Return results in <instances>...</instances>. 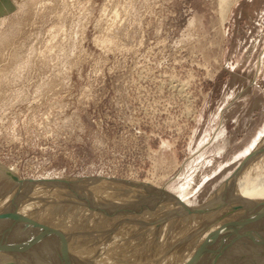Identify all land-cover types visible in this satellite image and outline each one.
<instances>
[{"label":"rangeland","instance_id":"1","mask_svg":"<svg viewBox=\"0 0 264 264\" xmlns=\"http://www.w3.org/2000/svg\"><path fill=\"white\" fill-rule=\"evenodd\" d=\"M9 1L14 2L11 10L0 11L1 164L15 166L14 174L24 180L34 178L50 185L61 184L68 177L132 182L125 183L121 191V197L131 199L124 198L110 206L106 202L110 208L104 202L102 206H84L102 207L99 212L105 217L112 215L109 213L133 214L135 208V213L153 214L165 203L157 200L163 195L173 198L176 205L171 211L162 210L161 220L164 215L190 217L196 214L192 210H208L210 203L212 207L208 208L214 210L227 204L224 223H230L227 230L230 227L232 231L229 236L226 230L221 231L208 246L198 248L199 256L194 255L191 264H198L202 255V264L215 260L223 264H243L244 260L245 264L246 256L244 259L239 252L235 258L231 250L244 241L257 249L254 255L260 252L257 257L263 258L262 262L253 255L249 264H254L255 259V264H263L264 224L253 222L256 205L261 206L262 198L253 204L255 207L250 204L249 209L247 203L241 205V201H230L224 195L231 187L224 182L243 165L248 150L264 132V0H231L224 14L221 0ZM8 177L5 173L0 178V195L18 184ZM140 183H150L162 192L148 188L152 194L143 191L142 196L140 190H133ZM26 190L23 199L31 195L32 191ZM183 190L190 193L182 199L188 205L185 208L176 200ZM145 197L150 201L146 202ZM234 202L244 208V213H238L241 208L237 203L239 208L229 206ZM155 203L161 204L156 207ZM66 214L57 215L56 223H64ZM221 215L218 221L224 219ZM78 216L81 215L69 217ZM210 222H204L202 229ZM13 223L0 222V244L12 242L26 247L31 243L27 254L43 239L55 237V245L68 240L63 231L61 236L56 233L58 229L38 217L27 222L38 230V235L27 232L25 224ZM241 227L245 230L240 231ZM176 228L177 225L168 229ZM165 230L163 224L150 223L140 234L154 241L151 234ZM198 231L191 230L192 234ZM48 232L51 233L47 235ZM88 232L84 231V235L88 236ZM218 237L222 244L217 242ZM255 238L263 247L260 250L259 243L253 242ZM222 239L228 242L224 244ZM218 243L224 244L223 249L226 245L231 257L223 258L226 251L222 247L223 251H218ZM144 244L137 241L130 249L136 253L138 247L145 252L151 249L152 253L160 250L153 248L154 242ZM58 245H53L51 251L41 247L36 250L51 264L55 258L62 264L61 252L65 248L72 264H87L86 252L79 258L75 249ZM212 245L215 247L211 250ZM0 252V264H23L26 260L11 258L17 252ZM216 255L222 256L221 260ZM237 255L241 263L239 259L235 261Z\"/></svg>","mask_w":264,"mask_h":264},{"label":"bare ground","instance_id":"2","mask_svg":"<svg viewBox=\"0 0 264 264\" xmlns=\"http://www.w3.org/2000/svg\"><path fill=\"white\" fill-rule=\"evenodd\" d=\"M13 3L9 0L0 1V11H3L5 8H8V9L12 8ZM230 3H231V0H221V11L223 14L225 12H227ZM108 46H110V45H108ZM248 151H249V153H247V154H249V155H248L247 159L246 158L244 159L245 161H244L243 165L229 177L228 181L224 182V183L227 182L226 183L227 186H231L230 189L226 190L227 192L224 195L227 198L229 197L230 201H231L230 198L236 199L237 202L241 201V203H240L241 205L243 204V202H245L243 204L244 206L247 203L246 207H248L250 204H252V207H255L253 204L255 202L257 203L258 199L261 197L262 198L261 206L257 207V205H256L257 212H256L255 217H257L259 213L264 212V132L260 134L259 139L256 140L252 144V147ZM1 162H0V178L2 176L4 177L5 172H6V166L2 165ZM9 169L13 173L16 171L15 166L12 167V165L9 167ZM48 175H50V174H48ZM8 178H9L8 179L9 181L13 180L10 177H8ZM18 178H19L17 180L18 184L16 186H14L13 189L9 190L8 192H6L4 194L2 193V195H0V212H5L7 210H14V211H17L20 214L27 216L31 219H34V218L37 219V217H38L45 224L56 228V230L58 229L56 231V233L60 232V230L63 231L66 235L63 232L62 233L65 236H67L68 240H65L64 242L61 240V241H59L61 243L58 242V244H60L61 247H69L71 249H75L74 252L79 253L76 255L79 258L84 257L81 255H83V252H86L84 259H85L87 264H122L123 261H121L119 259L127 260V261H129V264H191V261L193 260L192 258L194 257V255L199 256L198 255L199 252H197L199 250L198 248L202 247L205 244L208 246L211 238L213 236H217L216 235L217 233L212 235L213 230L224 223V221L226 219L224 218L223 214H225V211L228 210V208H229L227 206V204H222V202H220L222 204V207L220 206L219 209L216 208L217 210L215 209L211 213L210 212L201 213L199 211L198 212L196 211V214H192L190 217L181 216V218H177L175 216V214L168 216V218L165 217V215H164L163 219L161 220L162 215H160V213L162 212V210L164 211V210L168 209L169 211H171L170 209L172 207H175V204H176L175 202H173L174 200H167V201H164L165 202L164 204L160 203L161 206L159 204L160 210L159 209L158 210L160 212H158V210H155V213H157L158 215L155 213H153L154 215L151 213L149 214L148 211H143V212L139 213L140 209L138 210L139 212L135 213V210H137V208H135L133 210L134 211L133 214L125 215V213L124 214L120 213L121 215H118L119 214L118 213L117 215H113V213H109L112 215L105 217L104 214L100 213L102 211L99 212L100 208L102 209V207H100V208L95 207V209H93V208L91 209L88 206L87 207H84V206L86 204L89 205L90 203H93L92 205H94V204L96 205L98 203L101 204V202H104L105 204H106V202H108L109 203L108 205L110 206L113 203H117V201H119V202L123 201L124 198H127V199L130 198L128 196L127 197H125V196L121 197V191L124 190V188H126V186H127L125 183L115 182L114 180H111L109 178H98L96 180H90V178L89 179H82V178H78V179L73 178L72 179V177L71 178L68 177V178H65L64 180H61L62 181L61 184H57V185L51 184L50 185V184H47V182L45 184V182L42 180H40L41 182L34 180V178L33 179L30 178V179H26V180H24L23 178H20V177H18ZM35 179H37V178H35ZM39 179H40V177H39ZM55 179H57V178H55ZM0 182H2V180ZM48 182L50 183V180H48ZM146 182H148V181H146ZM186 183H188V182H186ZM12 185H11V187H12ZM82 185H85V186H82ZM149 185H151V184L149 183ZM30 186H31V189H29ZM134 187L135 188L133 190H135V191L140 190L141 194H142V192H143L142 189H140L138 186H134ZM90 188H95V189L90 190ZM227 188H229V187H227ZM26 189L28 191L30 190L32 192H30L31 195H29L23 199L22 198V197H24L23 192H25L24 190H26ZM221 189H222V187H221ZM20 192H22V193H20ZM223 193H225V191ZM141 194H138V196ZM188 194H190V193L187 192L186 190L181 191L179 193V198L176 199L177 203L179 205H181V203H183L182 199L185 198V196H187ZM18 195H21V197ZM26 195H27V192H26ZM224 195L222 194L221 197H224ZM142 196H143V194H142ZM154 196H156L155 193H154ZM154 196L152 195L153 198H154ZM135 197L138 198L137 195H135L134 198ZM221 197H219V198L221 199ZM134 198H132V199H134ZM136 198L134 199V201L135 200L137 201ZM140 199H141V196H140ZM145 199H146V197L144 198V200ZM233 199H232V201H233ZM21 200H24L26 202L24 204H18L17 202L21 201ZM148 200H149V198L147 199V201ZM157 200H159V199L157 198ZM226 200H228V199H226ZM236 200H234V201H236ZM134 201H133V204H134ZM127 202H128V200H127ZM152 202L153 201H151V203L149 202V204H151V206L154 203V202L153 203ZM159 202H161V201H159ZM217 202L218 201H216L215 203H217ZM237 202H234V204H236ZM208 203H210V202H208ZM100 204H98V206ZM131 204L132 203H130L129 206H131ZM139 204L144 205V203H142V204L139 203ZM155 204H154V206L159 207L158 203H155ZM210 204L211 205H209V206L211 208L212 203H210ZM230 204L232 205V203H230ZM240 204H238L239 207L241 206ZM108 205L106 204V206H108ZM121 205H122V203H121ZM124 205H126V204H124ZM214 205H216V204H214ZM101 206H102V204H101ZM147 206H149V205H147ZM209 206H207V209H209L208 208ZM248 208L250 209L251 207H248ZM119 209H121V207ZM130 209H131V207H130ZM132 209H131V212H133ZM149 209H151L153 211V208H149ZM145 210H146V208H145ZM183 210H182V212H183ZM243 210H244V208H241L238 213L243 212ZM127 211H128V209H127ZM64 212L67 213L66 217L68 219H70V217L75 216V215H81V216H78V217H76L74 219H70V220L67 219L64 223L57 224L56 223L57 215H60L61 213H64ZM182 212L180 214H183L185 211L183 213ZM192 212H194V211H192ZM247 212H248L247 214L249 216V211H247ZM171 213H173V211ZM199 213H201V214H199ZM261 214H260L261 217H259L258 220L255 222L261 221L264 224V213H261ZM203 215L210 217V218H205ZM219 215L223 216L224 219L221 221H218V219H220V218H218ZM237 216H239V215H237ZM126 217H128L130 219H127ZM240 217H242V216H240ZM169 218L171 220H169ZM232 218H233V216H232ZM234 219H233V221H234ZM248 219H249V217H248ZM248 219H246V220H248ZM136 220H138V221H136ZM206 221H211L210 222L211 224L207 225L204 229H202V224ZM238 221H239V219H238ZM230 222H231V220H230ZM5 223H6V221H5ZM8 223H9V221H8ZM18 223L19 224H25L24 228L27 229V232L30 230L29 232H31L35 235L37 234L35 231H38V230L36 228L33 229V227L29 226V224L27 222L23 221V222H18ZM150 223H156V225L157 224L158 225L163 224L165 229H167V230L162 231V232L152 233L151 236L154 238V241L147 239V238H144L141 236L142 234H140L142 232L143 228L148 226V224H150ZM232 223H235V222H232ZM166 224H167V228L165 226ZM226 224H228L227 226H229L230 223L226 222ZM3 225L5 226V224H3ZM176 225H177L176 229H174V230L168 229V228H174V227H176ZM200 225H201V228L199 227ZM0 226L2 227V225H0ZM250 227H252V226H250ZM262 227H264V226H262ZM103 228H104V230H103ZM197 228L202 229V231L199 232ZM229 228H228V230L226 229L228 236H229V232L232 231L231 229L229 231ZM233 228H235V227H233ZM192 229H196L198 231V233L192 234V232H191ZM243 229L241 227L240 231H243ZM52 230H53V228H52ZM88 230H89L88 236H85L84 231L86 232ZM136 231H137V234H136L137 236H135ZM193 231H195V230H193ZM21 232L24 233L23 231H21ZM262 232L264 235V231H262ZM49 233H51V232H48L47 235H49ZM52 233H54V232H52ZM108 233H109V236L111 238L108 235H105ZM120 233L125 234V236L119 237L118 235ZM60 234H61V232H60ZM226 234L225 235L223 234L225 236V238H226ZM54 235H53V237H54ZM61 236H62V234H61ZM113 236L115 238H113ZM11 237H14V236H11ZM59 237L57 236V238H59ZM38 238H40V236ZM41 238H43V237H41ZM54 238L52 240L51 237H49L45 241L43 239L42 240L43 242L38 239L42 243L39 246L37 245V243H35V242L34 243L37 245V247L43 248V250L51 251L50 249L54 248L53 245L56 247L58 245L57 243H56V245H55V243H53ZM62 238L63 237H61V239ZM34 239L36 240V238H34ZM223 239L221 241H223L224 244H225V242L226 243L228 242L227 240H225V242H224ZM51 240H52V242H51ZM176 240H177V244L175 243V245H174L173 242H176ZM216 240H217V238H216ZM8 241H9V239H8ZM137 241H140L141 243H145L144 245H151L152 242H154L155 245L153 248H156L157 250L160 249V250L155 252V253H152L151 249H148V251L145 252V250L143 248L138 247L137 249L139 250V252L136 253L137 251L134 252L133 249H130V247H131V245L135 244V242H137ZM217 242H219V237H218ZM237 242H239V241H237ZM219 243H221V242H219ZM219 243H218L219 248H217V244H216L217 250L218 249L220 251L225 250L226 245L223 249L222 246L224 244L222 246H220ZM2 244H4V243H2ZM26 244H27V242H26ZM30 244L31 243H28V245H30ZM38 244H40V243H38ZM238 245L236 243V246H235L236 249L234 247L231 248V250L233 249L232 252H233V254H235V256L233 254L232 255L236 258V254L239 255V252H240V256L243 258L246 256L247 263L249 264L250 261H252L254 251L257 249H255V247H253L252 245H249L245 241L243 242V245H242V243H241V245H240V243ZM262 245H264V244H262ZM262 245H260V243H259V247L257 246V248H259V250H260V248L264 247V246L262 247ZM232 246H234L233 243H232ZM37 247H35V250L33 249L34 248L33 247L32 248L33 251L31 252V250H30V252H28V254L26 253V254L20 255V253L19 254L17 253L18 255L14 254V255H12V256L10 255V256H11V258L12 257L14 258L16 256L17 257H24V258H26V260L23 261L24 263L31 261V262H34V264H36L37 262H35V261H38V262L41 261L42 264H45L44 261L45 262L48 261V262H46V264H51V261H49V259L46 260L47 257L40 256L37 253V250H36ZM45 247H47V248L45 249ZM56 247H55V249H57ZM58 247H59V245H58ZM212 247H215V245L211 246V250H212ZM221 247L223 250L221 249ZM229 247H231V245ZM0 251H2V250H0ZM104 251H106L109 254H105ZM225 251H224L225 254H224V252H222V254L216 252V254L217 253L220 255L224 254V256H223L224 259H226L225 255H228V257L229 256L231 257V255L228 254L229 251L228 252H227V250H225ZM196 252H197V255H196ZM0 254H1V252H0ZM2 254H4V253H2ZM259 254H260V252H259ZM259 254H257V255H259ZM238 255H237V257H238ZM257 255H254V256L256 258H258ZM1 256H0V259H1ZM106 256H108V258H106ZM202 256H201V260L205 258V257L202 258ZM211 256H212V254H211ZM221 257L222 256L218 257V258H220L219 260H221ZM234 257H232V258H234ZM2 258H3V256H2ZM212 258L214 260L213 256H212ZM243 258H241V260H243ZM259 258L261 259L262 257L260 256ZM238 259H239V257L235 261H238ZM201 260H200V262L198 261V259L196 261L201 263ZM229 260L231 262V259H229ZM246 260H245V264H247ZM5 261H7V260H5ZM52 261H55L54 262L55 264H56V262L59 263L58 262L59 258L58 259L55 258ZM216 261L217 260H215L212 264H214V263L218 264V262L220 264L225 263V262L221 263L220 261H217V262ZM225 261H228V259ZM239 261H240V259H239ZM255 261H256V259H255ZM255 261L253 262L254 264H255ZM202 262H203V260H202ZM262 262H263V260H262ZM20 263H22V261ZM194 263H196V262H194ZM239 263H241V261ZM242 263L244 264V260L242 261ZM257 263H259V262H257ZM38 264H40V263H38ZM62 264H64V263H62ZM226 264H230V263L227 262ZM234 264H238V263L234 262Z\"/></svg>","mask_w":264,"mask_h":264},{"label":"water","instance_id":"3","mask_svg":"<svg viewBox=\"0 0 264 264\" xmlns=\"http://www.w3.org/2000/svg\"><path fill=\"white\" fill-rule=\"evenodd\" d=\"M6 175L9 176L10 178H12L13 180H18V176L15 175L9 168L6 167ZM98 179V178H97ZM92 180H96V179H92ZM111 180H114L115 182H122L120 180H117V179H113L111 178ZM122 183H127V184H133L132 182H122ZM141 184V183H140ZM137 185V184H136ZM144 192H148L150 193V191L148 190L151 189L153 190V192L155 193H159V192H162V191H159L158 189L154 188L153 186L149 185V184H146V183H142L140 186H139ZM160 194V193H159ZM163 194V193H162ZM163 198V199H162ZM162 198L159 199V201H167V200H172L166 196H162ZM235 200V199H234ZM178 204V203H177ZM176 205V204H175ZM184 206L187 207L188 205L187 204H183L181 203L180 206ZM231 204H229L230 206ZM238 205L236 204H232L231 207L232 208H236ZM187 209H190L189 207ZM191 210V209H190ZM214 209H208V210H205V209H198V210H192V211H199L201 213H207V212H212ZM261 213H264V212H261ZM261 213L258 214L257 217H255V219L253 220V222L257 221L259 217H261ZM261 214V215H260ZM0 221H12L14 223H17V222H21V221H24V222H32V219L27 217V216H24L22 214H20L19 212L17 211H14V210H7L5 212H0ZM247 224V223H245ZM227 224H222L220 226H218L217 228H215L213 230V234H216L220 231H224L227 229ZM255 244L259 243V239L255 238L254 241H253ZM30 249L28 246L26 247H19V246H15L14 244H10V243H6V244H0V250H3V251H9V252H17V253H21L22 255L23 254H26L25 252ZM62 260L64 262V264H71V256L69 254V251L67 249H62Z\"/></svg>","mask_w":264,"mask_h":264}]
</instances>
